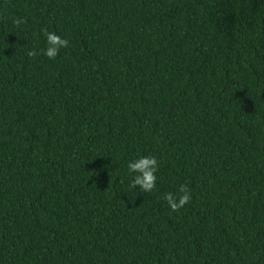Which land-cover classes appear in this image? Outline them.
<instances>
[{"label":"trees","instance_id":"obj_1","mask_svg":"<svg viewBox=\"0 0 264 264\" xmlns=\"http://www.w3.org/2000/svg\"><path fill=\"white\" fill-rule=\"evenodd\" d=\"M0 264H264V0H0Z\"/></svg>","mask_w":264,"mask_h":264},{"label":"clouds","instance_id":"obj_2","mask_svg":"<svg viewBox=\"0 0 264 264\" xmlns=\"http://www.w3.org/2000/svg\"><path fill=\"white\" fill-rule=\"evenodd\" d=\"M44 37L46 47L41 50V54L48 59H54L59 55L62 48L69 46V41L57 35L54 31H45ZM29 56L37 55L36 51H30ZM128 174L131 176L130 187L134 190L139 188L140 192H151L157 185V172L159 170V162L155 156H140L127 164ZM179 193L181 195L174 196L172 193H166L164 200L167 201L172 210H178L191 200L190 190L187 185H180Z\"/></svg>","mask_w":264,"mask_h":264}]
</instances>
